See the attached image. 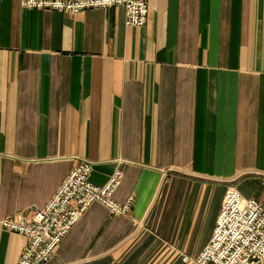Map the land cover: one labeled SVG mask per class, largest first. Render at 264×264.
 Masks as SVG:
<instances>
[{
    "label": "crops",
    "instance_id": "0c3cea01",
    "mask_svg": "<svg viewBox=\"0 0 264 264\" xmlns=\"http://www.w3.org/2000/svg\"><path fill=\"white\" fill-rule=\"evenodd\" d=\"M82 159L97 185L122 171L131 212L90 204L44 264H186L228 185L264 205V0H149L141 26L1 0L0 218ZM27 242L0 226V264Z\"/></svg>",
    "mask_w": 264,
    "mask_h": 264
},
{
    "label": "built area",
    "instance_id": "2783aa9c",
    "mask_svg": "<svg viewBox=\"0 0 264 264\" xmlns=\"http://www.w3.org/2000/svg\"><path fill=\"white\" fill-rule=\"evenodd\" d=\"M1 1V0H0ZM28 8L52 9L75 14L81 10L122 6L125 25L141 26L148 18L149 0H20ZM91 162L82 159L74 165L42 206L29 214L0 218V226L27 237L16 264H44L59 243L80 219L90 204L100 202L110 213L128 215L134 194L124 202L113 196L122 178L117 168L104 185L89 180ZM264 185V179H263ZM186 264H264V205L254 197L244 196L235 185H228L216 219L213 234L194 257L184 255Z\"/></svg>",
    "mask_w": 264,
    "mask_h": 264
},
{
    "label": "bare ground",
    "instance_id": "6f19581e",
    "mask_svg": "<svg viewBox=\"0 0 264 264\" xmlns=\"http://www.w3.org/2000/svg\"><path fill=\"white\" fill-rule=\"evenodd\" d=\"M95 8H97V7H95ZM101 8H103V7H101Z\"/></svg>",
    "mask_w": 264,
    "mask_h": 264
},
{
    "label": "rangeland",
    "instance_id": "374dc122",
    "mask_svg": "<svg viewBox=\"0 0 264 264\" xmlns=\"http://www.w3.org/2000/svg\"><path fill=\"white\" fill-rule=\"evenodd\" d=\"M262 182H263V180H262ZM264 186V185H263Z\"/></svg>",
    "mask_w": 264,
    "mask_h": 264
}]
</instances>
